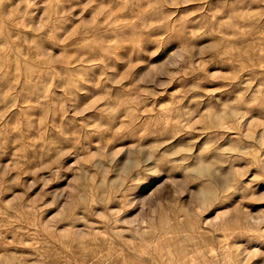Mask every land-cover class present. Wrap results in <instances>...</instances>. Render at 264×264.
Returning <instances> with one entry per match:
<instances>
[{
	"label": "rangeland",
	"instance_id": "374dc122",
	"mask_svg": "<svg viewBox=\"0 0 264 264\" xmlns=\"http://www.w3.org/2000/svg\"><path fill=\"white\" fill-rule=\"evenodd\" d=\"M0 264H264V0H0Z\"/></svg>",
	"mask_w": 264,
	"mask_h": 264
}]
</instances>
